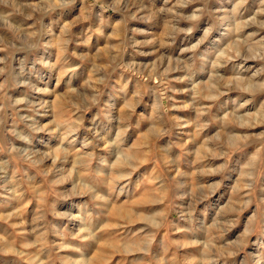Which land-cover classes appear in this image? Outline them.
<instances>
[{
    "label": "rangeland",
    "instance_id": "obj_1",
    "mask_svg": "<svg viewBox=\"0 0 264 264\" xmlns=\"http://www.w3.org/2000/svg\"><path fill=\"white\" fill-rule=\"evenodd\" d=\"M0 264H264V0H0Z\"/></svg>",
    "mask_w": 264,
    "mask_h": 264
},
{
    "label": "bare ground",
    "instance_id": "obj_2",
    "mask_svg": "<svg viewBox=\"0 0 264 264\" xmlns=\"http://www.w3.org/2000/svg\"><path fill=\"white\" fill-rule=\"evenodd\" d=\"M25 147H26V146H25ZM64 152H65V151H64ZM127 155H129V154L127 153ZM130 155H131V154H130ZM123 156H124V155H123ZM123 156H122V157H123ZM120 157H121V156H120ZM127 157H128V156H127ZM129 157H130V156H129ZM125 158H126V157H125ZM127 159L129 160V158H126V161H127ZM76 160H77V159H76ZM123 161H125L124 158H118L117 161H116V165H119L120 163H121V165H122V162H123ZM126 161H125V162H126ZM131 164H132V163H131ZM123 174H124V173H123ZM126 174H127V173H126ZM123 176H124V175H123ZM80 226H83V225H80ZM81 228H82V227H81ZM81 228H80V229H81Z\"/></svg>",
    "mask_w": 264,
    "mask_h": 264
}]
</instances>
